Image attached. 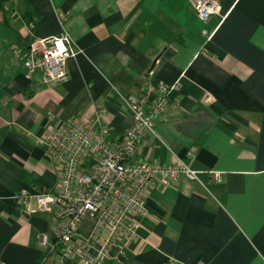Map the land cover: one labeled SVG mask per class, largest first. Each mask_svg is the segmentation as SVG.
Wrapping results in <instances>:
<instances>
[{
	"label": "crops",
	"instance_id": "1",
	"mask_svg": "<svg viewBox=\"0 0 264 264\" xmlns=\"http://www.w3.org/2000/svg\"><path fill=\"white\" fill-rule=\"evenodd\" d=\"M218 4L203 24L187 0H0V264H75L51 252L52 215L17 200L60 180L36 140L103 108L117 141L132 124L122 98L143 94L149 106L159 83L177 84V106L132 161L180 159L199 182L153 188L138 239L105 264H264V0ZM62 34L78 53L65 80L46 84L13 48Z\"/></svg>",
	"mask_w": 264,
	"mask_h": 264
},
{
	"label": "built area",
	"instance_id": "2",
	"mask_svg": "<svg viewBox=\"0 0 264 264\" xmlns=\"http://www.w3.org/2000/svg\"><path fill=\"white\" fill-rule=\"evenodd\" d=\"M187 2L203 24L219 14L218 0ZM203 34L207 42L210 35ZM13 49L29 73L42 71L46 84L65 80L67 61L78 53L66 34L33 40L26 49ZM176 90L177 84L159 83L157 97L149 106L143 94L122 98L132 124L117 141L108 139L103 108L96 110L93 120L82 124L70 119L49 127L43 138L36 140L47 157L58 164L60 180L50 192L31 195L22 191L17 200L27 213L52 215L57 225L50 249L60 259L75 264H105L114 250L116 258H122L125 247L138 239L145 200L153 188L165 189L179 178L199 182V172L180 159L166 165L132 161L144 137L154 134L156 121L168 107L176 108V102L171 101ZM186 157L190 158L191 152ZM209 175L214 182L221 181V174ZM31 198L35 209L30 207Z\"/></svg>",
	"mask_w": 264,
	"mask_h": 264
},
{
	"label": "water",
	"instance_id": "3",
	"mask_svg": "<svg viewBox=\"0 0 264 264\" xmlns=\"http://www.w3.org/2000/svg\"><path fill=\"white\" fill-rule=\"evenodd\" d=\"M154 65V64H153Z\"/></svg>",
	"mask_w": 264,
	"mask_h": 264
}]
</instances>
